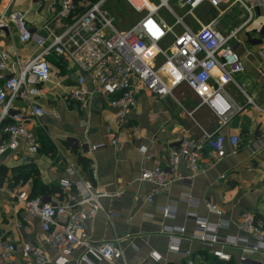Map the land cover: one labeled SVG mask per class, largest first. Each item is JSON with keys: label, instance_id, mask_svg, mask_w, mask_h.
Here are the masks:
<instances>
[{"label": "crops", "instance_id": "1", "mask_svg": "<svg viewBox=\"0 0 264 264\" xmlns=\"http://www.w3.org/2000/svg\"><path fill=\"white\" fill-rule=\"evenodd\" d=\"M57 9L56 0H0V12L5 15L18 12L28 27L41 36L43 25L54 17ZM256 16L258 27L237 36L240 42L237 53L243 66L239 82L236 81L239 88L233 84L224 88L231 103L241 107L221 129L225 137H239L237 149L231 151L227 143L226 155L221 159L203 156L199 161L202 172L193 176L180 162L169 173V183L163 191L140 181L141 170L153 165L165 169L166 151L177 146L184 135L199 138L202 131L213 132L217 120L207 107L184 84L176 86L171 96L157 97L150 91H142L137 95L136 107L118 126L113 110L106 106L101 95L91 97L83 111L64 100L79 73L59 56L48 57L51 73L40 87L37 103L46 111L55 110L59 116L56 119L43 116L44 131L33 124L29 126L38 145V154L31 165L35 174L25 181L13 179L12 175L16 176L17 168L22 166L15 161L26 153L23 145L17 155H5L0 161V167L6 171L0 176V234L16 246L12 264H32L18 250L23 242L37 245L56 264L58 253L45 243L38 218L27 216L23 200L14 195L23 193L29 198L36 180L45 190L38 189L34 197L46 202L61 201L72 192L71 189L62 191L59 186V181L68 177V166L74 171L70 180H87L94 171L93 184L98 190L118 193L100 200L102 210L87 220L86 226L91 240L115 242L125 264L220 262L212 257L209 247L192 238L197 219L209 224L218 220L226 223L218 234L222 238L238 239L237 247L224 249L236 264H264V251L242 252L245 243H251L253 238L237 226L241 214L247 212L263 222L264 232V114L244 102L247 95L264 110V75L259 72L264 66L261 53L264 15L258 11ZM66 23L64 19H55L50 26L59 31ZM218 29L227 32L219 23ZM16 36L10 25L0 34V47L21 60L33 57L37 47L32 42L21 43ZM84 79L90 89L94 87L86 76ZM45 139L50 150L42 144ZM98 144L104 147L92 149ZM79 158L87 162L85 167ZM149 194H152L151 202L147 201ZM206 203L215 206L220 215L209 213ZM166 210L170 216L164 214ZM163 227H181L184 231L170 232ZM170 242L177 244L176 250L168 249ZM79 253V250L70 251L62 264H76ZM240 255L246 260L240 261ZM90 260L92 264H100L94 257Z\"/></svg>", "mask_w": 264, "mask_h": 264}, {"label": "built area", "instance_id": "2", "mask_svg": "<svg viewBox=\"0 0 264 264\" xmlns=\"http://www.w3.org/2000/svg\"><path fill=\"white\" fill-rule=\"evenodd\" d=\"M125 1L133 10L143 11V14L124 31L115 27L113 17L103 8L107 0L95 3L80 0L77 4L73 0H56L58 9L54 17L42 27L47 33L45 37L35 34L18 12L8 15L0 12V34L11 25L21 43L32 42L39 48L33 57L22 61L15 53H8L0 47V161L5 155H17L23 145L26 153L18 157L20 164L31 166L38 154V145L29 126L33 124L44 131L41 118L50 115L56 119L59 116L55 110L46 111L37 103L40 87L51 73L47 60L50 55L59 56L79 73L64 100L73 102L83 111L91 97L101 95L106 106L113 110L118 126L136 107L140 92L150 91L157 97L171 96L173 89L180 84L186 85L216 118L217 127L213 132L202 131L199 138L184 135L177 146L169 148L165 153V169L153 165L141 170L140 181L150 183L156 190H165L169 173L180 162L193 176L202 172L199 161L203 156L221 159L226 155L227 143L231 151L237 149L239 137H225L221 129L241 107L231 103L224 88L227 84L238 87L234 75L241 73L243 66L237 53L240 45L237 36L258 11L264 15V0H233L243 8L246 19L226 33L218 29L215 19L192 30L184 24V17L175 14L174 8L184 10L187 15L203 6L216 9L227 0H154L156 4L151 0H140V6L133 0ZM78 9L82 12L77 13ZM160 9L172 14L181 27V32L173 36L170 54L159 48L171 32V28L157 17ZM55 19H64L67 23L55 31L50 26ZM151 48L155 50L151 51ZM261 53L264 57V46ZM159 56L163 61L154 66ZM259 72L264 75V66L259 68ZM84 76L93 83V88L87 86ZM244 99L246 105H253L264 114V110L247 95ZM114 143L112 139L111 144ZM101 147L104 144L92 146V149ZM66 174L68 177L59 181V186L62 191L71 189L72 192H68L61 201L46 202L39 197L28 198L23 193L14 195L23 200L27 216L38 218L45 243L58 253L56 264L65 263L66 254L73 250L80 251L76 264H92L90 257L100 264H115L117 261L125 264L122 251L115 242L91 240L86 226V221L102 210L100 200L118 193L98 190L93 184L96 178L94 171L87 180H70L69 177L74 175L70 166L66 168ZM151 200L152 194H149L147 201ZM206 208L209 213L220 215V211L210 203H206ZM164 214L170 216L167 210ZM196 222L197 229L192 238L209 247L212 257L228 261L230 255L224 249L237 247L238 239L219 236V230L226 223L218 220L209 224L204 219ZM237 226L253 238L251 243H245L241 249L243 253L264 251L260 220L254 221L249 213L243 212ZM163 229L184 231L181 227ZM168 249L176 250L177 244L170 242ZM18 250L22 257L31 259L32 264H52L40 247L30 242H23ZM15 251L16 246L0 234V264H12ZM239 258L240 261L246 260L244 255Z\"/></svg>", "mask_w": 264, "mask_h": 264}, {"label": "rangeland", "instance_id": "3", "mask_svg": "<svg viewBox=\"0 0 264 264\" xmlns=\"http://www.w3.org/2000/svg\"><path fill=\"white\" fill-rule=\"evenodd\" d=\"M151 1L156 4V1ZM226 2L227 3L216 9L203 6L187 15L184 13V10L179 8H174V12L177 16L184 17V24L192 30H197L201 26L207 24L210 20L215 19L218 21L221 29L228 32L236 29L242 24V22H244L246 19V13L244 12L243 8H241L238 4H235L233 0H227ZM103 8L109 11L111 17H113L115 27L119 31H124L131 28L143 14V11L136 12L133 10L125 0H107V2L103 5ZM157 17L171 28V34L167 35L168 37L163 41V45L159 47L164 50L165 54H170L172 51L170 44L173 40V36L181 32V27L176 24L175 17L172 14L167 13L165 9H160L157 13ZM255 27H258V17L256 15L254 16V19H252L244 28L241 29V31L238 33V36L240 37V34L250 31ZM42 32V36L45 37L47 33L45 31ZM153 50L155 49L152 48L151 51ZM38 51L39 48L37 47V52ZM162 61V56H159L157 59H155L154 66L160 64ZM239 75L240 73L234 75L236 81L238 80ZM15 163L19 164L20 159L16 160Z\"/></svg>", "mask_w": 264, "mask_h": 264}, {"label": "trees", "instance_id": "4", "mask_svg": "<svg viewBox=\"0 0 264 264\" xmlns=\"http://www.w3.org/2000/svg\"><path fill=\"white\" fill-rule=\"evenodd\" d=\"M73 1L77 4L80 0H73ZM96 1L97 0H90L91 3H95ZM78 12H82L81 9H78L77 13ZM42 144L44 146L45 145L48 146L49 148H47V149L50 150L49 142L46 139H45V141ZM47 149H45L46 153H47ZM78 160L85 167L87 162L84 159H82V158H79ZM17 169L19 170L17 175L16 176L12 175L13 179H15V180H23V181H25L27 178H30L31 176H33L35 174V170L31 166H21V167H19ZM17 169H16V171H17ZM5 173H6L5 169L3 167H0V176H4ZM38 189H41L42 191L45 190V188L40 186V184L36 180H33V187H32L31 194L29 195V198H33L36 195V192H37ZM257 219H258L257 216H255L254 217V221H258ZM215 264H236V263L234 261H232L231 259H229L228 261H220V262H217Z\"/></svg>", "mask_w": 264, "mask_h": 264}, {"label": "bare ground", "instance_id": "5", "mask_svg": "<svg viewBox=\"0 0 264 264\" xmlns=\"http://www.w3.org/2000/svg\"><path fill=\"white\" fill-rule=\"evenodd\" d=\"M133 2L137 5V6H140V4H141V1L140 0H133ZM152 49V48H151ZM150 49V50H151Z\"/></svg>", "mask_w": 264, "mask_h": 264}, {"label": "water", "instance_id": "6", "mask_svg": "<svg viewBox=\"0 0 264 264\" xmlns=\"http://www.w3.org/2000/svg\"><path fill=\"white\" fill-rule=\"evenodd\" d=\"M248 36V35H247Z\"/></svg>", "mask_w": 264, "mask_h": 264}]
</instances>
